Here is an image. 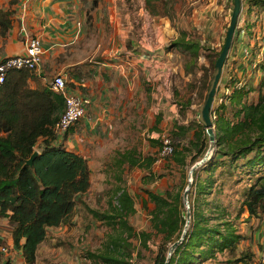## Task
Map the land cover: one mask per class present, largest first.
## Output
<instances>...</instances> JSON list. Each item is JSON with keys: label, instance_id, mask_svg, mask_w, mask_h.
<instances>
[{"label": "trees", "instance_id": "1", "mask_svg": "<svg viewBox=\"0 0 264 264\" xmlns=\"http://www.w3.org/2000/svg\"><path fill=\"white\" fill-rule=\"evenodd\" d=\"M16 1L10 0L9 5ZM144 1L150 15L172 18V14L168 13L169 9L163 14L158 10L160 1L166 8L171 0ZM92 3L93 6L96 5V0ZM247 4L248 9L253 6L264 9V0H247ZM10 6L0 10L2 33L11 24ZM238 27H235L231 53L241 31ZM171 45L195 57L203 56L201 50L209 49L206 45L187 38L184 31L179 32L178 38ZM222 46L223 43L218 52H215V58L210 57L212 53L204 55L210 59L213 67ZM252 60L247 58L245 65L250 69L258 66L264 72V62H258L252 67ZM32 73L33 71L27 68L12 69L0 86V218L7 219L13 246L21 252L26 264H35L37 250L46 239L49 228L66 225L75 206H85L81 195L90 187L87 159L81 154L67 150L63 144V139H66L73 126L60 141L55 133V125L64 110L63 95L52 91L47 85L31 87L28 80ZM236 81L237 79L231 80L233 83ZM258 85L255 100H246L254 90L252 86H234L228 95L230 106L220 103L211 109L214 149L211 156L191 174L192 182L187 194L190 206L189 225L182 241L172 251L168 264L203 261L209 256H214L215 249L234 252L241 235L234 232L230 220H225L226 209L206 199L207 194L216 191L215 185L222 184L216 182L220 175H234L242 165L249 167L248 173H257L253 181L243 188V199L236 216L245 210L248 217L264 213V171L254 170L256 165L264 167V79L260 80ZM186 103L190 104L189 101ZM227 109L232 111L231 116L225 113ZM160 120L157 116L155 125H158ZM190 130L192 136L188 139V144H172V153L169 155L170 160L181 167L182 183L174 190L164 193L144 190L154 204L150 211L151 226L155 233L160 235L153 264H164L169 246L181 236L186 222L182 198V192L187 185L186 169L202 158L209 144L200 120L195 125L175 124L172 135L184 138ZM154 143L160 146L162 144L159 140ZM35 150H38V154L29 166L26 160ZM250 153L252 156H248ZM242 158L246 160L239 162ZM155 161V156L142 155L136 148L131 147L117 151L109 167L116 169L118 181H121L126 168L143 169L147 173L145 177L151 179V167ZM202 172L205 173L204 176ZM218 190L217 188V192ZM110 196L115 199V203L110 199L107 210L87 208L95 220L105 223L111 229L102 249L96 254L89 253V256L102 264H139L130 260L134 255V245L130 240L136 237L140 246L145 249L148 248L147 241L152 234L145 231L136 232L130 224L129 218L135 213V202L123 185L117 184ZM205 210H217V218L222 219L220 224L210 225ZM140 255L139 249H136L137 258ZM253 260L254 254L247 251L232 261L248 264Z\"/></svg>", "mask_w": 264, "mask_h": 264}, {"label": "rangeland", "instance_id": "2", "mask_svg": "<svg viewBox=\"0 0 264 264\" xmlns=\"http://www.w3.org/2000/svg\"><path fill=\"white\" fill-rule=\"evenodd\" d=\"M83 1H85L87 7L86 21L89 27L92 26L91 20L93 19L89 12L96 7L102 9L100 20L101 26L106 33L102 44L106 50L116 46L115 43L108 40V35L113 30L112 23L115 21V24H117L119 21L125 24V20L122 17L119 20L112 18L111 21L106 11L116 10L118 14L120 11L119 8L121 7L134 9V42H137L142 33L140 28L142 21L143 23H147L149 18L146 12L143 14L137 13L139 9L145 8L144 0H96V5L94 6L92 5L93 0ZM206 3H208V0H171L168 7L165 8L162 1H160V6L158 7L159 12L163 14L169 9L168 13L172 14V18L170 19L165 15H158L157 17L161 18L159 20L163 22L161 24L169 21L170 26L177 32L184 31L186 32L187 38L206 45L209 49L205 51L203 49L201 53L204 55H210L212 53L210 57L213 58L215 52H218L224 41L225 33L229 25L233 0H227L225 2L222 10L223 21L221 28H219V25H215L214 21L216 18L208 23L209 16L204 15V11H202ZM248 7L247 0H241V12L236 25L239 26L238 28L243 29V35H248V38L249 35H253L254 44L251 45L250 50L241 51L242 54L240 56L237 54H227L211 109L220 103L225 106H230L228 95L234 86H252L254 90L248 95L249 97L246 100H255L258 95V83L264 79V72L258 66L250 70H245L244 67H240L243 64V60L247 58L253 57L257 61L256 63L264 62V9H259L255 6L248 9ZM201 14H203V17H201ZM224 16L227 19H224ZM213 26L217 28L213 29V32L209 31ZM175 40L170 39L165 43L163 60L166 63V67L163 73L158 72L160 70H154L145 76L144 70L140 66L135 65L134 117L132 109H126L124 116L114 115V128L112 130V127H110V131L114 135L115 140L113 139L111 144H107L105 146V153H102L103 158L109 155L107 161L104 163L100 161L91 163L92 175H90V187L81 195L85 206L77 204L69 223L66 225L48 229L46 239L38 248L35 264H102L96 258H91L89 253L96 254L102 249V244L107 234L111 232V229L105 223L95 220L87 208L100 211L107 210L110 199L115 203V199L110 194L117 184L123 185L135 202V213L129 218L130 224L136 232L145 231L152 234L147 241L148 248L145 249L140 246L139 240L136 237L130 240L134 245V255L130 260L132 263L137 261L139 264H153V258L160 242V235L156 234L151 226L150 211L153 209L154 204L144 190L147 189L164 193L165 191L174 190L182 183L180 165L171 161L169 155L161 157V146L160 144L154 143V141H161L162 137H168L172 141L173 146L176 144H188V139L192 136L191 130L187 132L184 138L173 136L172 130L175 124L195 125L199 121L197 113L203 104L208 83L214 69L210 63V59L206 56H190L187 52L172 46L171 43ZM248 42L251 44L249 40ZM236 43H234L232 48H235ZM136 45H134V53L142 54L144 51ZM115 51L117 50L115 49ZM118 52H114L112 55H125L123 52ZM245 68L247 67L245 66ZM239 70H244L242 78L238 77ZM157 75H160V78ZM165 79L169 82L168 86L163 85V80ZM236 79L237 81L233 85L234 83L231 80ZM262 90L264 91V88ZM187 101L190 102L189 105L186 103ZM226 112L227 116H231L230 113L232 111L229 112L227 109ZM157 116L161 120L158 125H155ZM82 119L73 127L81 123ZM131 147L136 148L142 155L156 157V161L151 167L153 174L150 177L151 179L148 177V180L145 177V174H147L146 171L140 168H126L122 174L121 181L116 179L118 173L116 169L109 167V163L117 151H123ZM213 149L214 147L208 154V158L211 156ZM208 151L209 144L202 158ZM87 154L93 160L99 159L100 157L92 152H88ZM248 156H252V153L248 154ZM245 160L246 158H242L239 162H244ZM257 169H260L259 172L264 171V167L262 166L256 165L254 170ZM186 170L188 182L190 168ZM248 171L249 167L242 165L238 167L234 175H229V173L220 175L216 182H222V184L219 186L215 185L216 191L213 188L215 192L207 194L206 196V199L210 202L217 203L220 205V208L224 207L226 209L224 214L225 220H230L234 232L241 235V238L236 243L234 252H229L227 249L223 251L215 249L214 256H209L203 261L190 264H245L243 262L235 263L232 260L247 251L254 254V260L248 264H260L258 261V252L264 240V213L248 217V213L245 210L239 216H236L240 207V201L243 199V188L250 184L257 175V173H248ZM204 175L205 173L202 172V176ZM217 175H219L218 172ZM217 188L219 189L218 192ZM183 204V211L190 212L189 203H185L183 200ZM205 214L209 217L210 225H219L222 221V219L217 218L219 215L217 210H205ZM0 220L5 221V218H0ZM7 228L9 229L6 222L0 223V230L7 232ZM136 249H139L141 253L138 258L136 256ZM11 254L14 259L15 253L12 252ZM11 254L7 256V260L11 257Z\"/></svg>", "mask_w": 264, "mask_h": 264}, {"label": "crops", "instance_id": "3", "mask_svg": "<svg viewBox=\"0 0 264 264\" xmlns=\"http://www.w3.org/2000/svg\"><path fill=\"white\" fill-rule=\"evenodd\" d=\"M9 1L0 0V10L7 9ZM226 1L208 0L202 8L204 15L209 16L208 23L216 18L214 23L221 28L222 10ZM10 9V26L4 33L0 29V59L23 53L29 36L40 38L44 53L40 66L28 80L29 85H47L50 77L58 72L63 75L70 91L86 97L85 115L81 118V123L67 134L64 144L67 150L87 159L92 175L91 163H104L109 158V155L103 158L102 153H105V146L115 140L110 131V127L112 130L114 128V115L124 116L126 109H132L134 117L135 65L144 70L145 76L154 70L163 73L166 67L163 60L165 43L170 39H177L179 31L171 27L169 21L161 24V18L150 15L145 7L137 13L146 12L149 18L147 23L142 21V33L137 42H134V9L121 7L118 14L116 10L106 11L111 21L112 18L119 20L121 17L125 20V24L119 21L117 24L115 21L112 23L113 30L107 35L108 40L116 46L106 50L102 44L106 36L100 20L102 9L96 7L89 12L93 17L92 26L89 27L86 21L87 7L83 0H17ZM224 19L227 17L224 16ZM216 28L213 26L209 31L213 32ZM242 32L243 29L238 34L235 49L232 53L229 50L228 54L240 56L244 49H251L254 44L253 35L248 38ZM135 44L144 51L142 54L134 53ZM114 52H123L125 55L114 56ZM252 59L254 67L257 61L253 57ZM246 62L244 59L243 64ZM245 66V70H250L247 64ZM243 71L239 70V78L244 75ZM157 77L160 78V75ZM58 140L60 141L59 138ZM88 152L96 153L100 156L99 159L89 158ZM1 222L7 224V219L0 220ZM0 243L9 248L8 255L15 253L14 259L11 254L7 260L8 255H5L6 264H26L21 252L13 246L9 229L7 232L0 230Z\"/></svg>", "mask_w": 264, "mask_h": 264}, {"label": "built area", "instance_id": "4", "mask_svg": "<svg viewBox=\"0 0 264 264\" xmlns=\"http://www.w3.org/2000/svg\"><path fill=\"white\" fill-rule=\"evenodd\" d=\"M43 53L44 49L40 38L35 35L29 36L23 53L8 55L0 59V86L12 69L27 68L33 72L36 71L42 61ZM168 84V80H163L164 86H168ZM47 86L52 91L61 93L64 97V110L55 125V133L59 139H62L68 129L85 115L87 99L78 93L70 91L63 75L58 72L50 77ZM161 143L160 156L171 155L173 149L172 141L168 137H162ZM8 254L9 248L4 243H0V264H6L5 255ZM258 261L260 264H264V240L258 252Z\"/></svg>", "mask_w": 264, "mask_h": 264}, {"label": "water", "instance_id": "5", "mask_svg": "<svg viewBox=\"0 0 264 264\" xmlns=\"http://www.w3.org/2000/svg\"><path fill=\"white\" fill-rule=\"evenodd\" d=\"M240 12H241V0H233V6L231 9L230 18H229V25H228L227 30H226V35L224 38L223 46H222L217 58L215 59L214 69H213V72L211 74V77H210V80L208 83V88H207V91L205 93L204 101H203V104L201 106L200 111L197 113V116L199 117L200 123L203 125V127L205 128V131L208 135L209 151L207 152V154L203 158H201V160H199L198 162H195L190 167L189 179H188L187 185H186L184 192H183V200L185 203H188L187 194H188V190H189V187L191 185V182H192L191 174H192L193 170L195 168H197L206 159H208V154L210 153L211 149L214 147V142H215L214 130H213L212 119L210 116L211 106H212L213 99H214V96H215V93L217 90V86H218V83H219V80L221 77L224 61H225L227 54L231 48L232 39H233L237 19L240 15ZM37 154H38L37 150L33 151L30 158L26 160V164L30 166L32 164L33 158ZM183 215L185 216L186 222L184 224V228L182 230L181 236L177 241L173 242L169 246L168 252H167V257H166L164 264H168V260H169V257L171 255L172 251L174 250L176 245L182 241L183 236L185 234V231L188 227V223H189V219H190V212L189 211L188 212L183 211Z\"/></svg>", "mask_w": 264, "mask_h": 264}]
</instances>
